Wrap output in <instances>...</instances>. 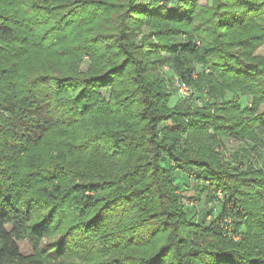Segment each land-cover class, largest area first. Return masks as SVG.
Instances as JSON below:
<instances>
[{"label":"trees","instance_id":"trees-1","mask_svg":"<svg viewBox=\"0 0 264 264\" xmlns=\"http://www.w3.org/2000/svg\"><path fill=\"white\" fill-rule=\"evenodd\" d=\"M197 1L0 0V264H264V0Z\"/></svg>","mask_w":264,"mask_h":264},{"label":"rangeland","instance_id":"rangeland-1","mask_svg":"<svg viewBox=\"0 0 264 264\" xmlns=\"http://www.w3.org/2000/svg\"><path fill=\"white\" fill-rule=\"evenodd\" d=\"M139 1H142V0H139ZM177 1L178 0H168L166 7L170 8V9L173 8L175 6V4L177 3ZM215 3H216V0H198L197 1V7L199 10V13L202 11H208V9H210L212 7L214 8ZM198 21H199V19H196V23ZM194 36H196V38H198V39H195V42H196V45L199 46V42H201V37H199L196 33ZM252 56L253 57L264 56V43L261 46H259L258 48H256V50L252 53ZM193 68H194V75H193L194 80H197L199 75H201V74L208 75L210 73L208 70L203 71L201 69V66L198 64H195V63L193 64ZM159 73L161 75V80L163 79V84L165 85L166 90L171 93V97H170L171 99L169 102L170 105L173 106L177 102L185 101V99L188 98L189 96H191L189 102L193 105V108H200L201 106H204L203 103L210 102L211 98L209 96H205V98H206L205 100L201 97V96L205 95L204 93L207 94L206 89H204V91H201V93H199L192 86H190V87L189 86L188 87L187 86L186 87L181 86L178 83V81L175 77V74L172 72L169 65L163 64L162 66H160ZM198 96H200L199 97L200 99L198 98ZM231 97H232V95L230 93H227L224 96V100H229V99H231ZM242 101H243V106L248 105L245 102V98H243ZM259 112L260 113L264 112V105H262L260 107ZM243 149H245L243 144L238 142L237 140H234V139H225V140H223L222 144L215 147V150H216V152H218L220 154L221 159H223L224 161L228 162L231 165H234L235 162H237L239 160L238 158H240V155H241V152ZM262 149L258 148L257 150L262 152ZM235 153H237V154H235ZM247 153L249 154V157L252 158L253 156H255V154H257V151L250 150V147H249V148H247ZM262 154H264V151L262 152ZM189 179H191V178L189 177ZM174 191H175V194L177 196H181L182 194H184L183 192H181L180 187H178L177 185L174 186ZM218 195H221V193H218ZM52 196H54V195H52ZM187 207H188V209H187ZM44 208H46V207H44ZM184 209L187 213H190L192 215V212L190 210L191 209L193 210L194 207L191 204H189V202H187V200H185L184 201ZM43 210H42V213L38 214L39 216L43 217L46 214V212H43ZM78 221H80V220H78ZM58 230H59V228H57V226H55L53 228V230L46 232L45 236H43L40 239V245L38 248L43 249L44 247H47L46 250L39 252L37 249L35 250L33 248V244H31L28 240L20 239L16 242L19 251L21 252V254H23L27 257H33V256L39 255L45 260L46 264H52V262L58 263V262L62 261L61 258L56 259L57 257H55V256H57V255H56V253L55 254L53 253V252H55L54 249L52 251L49 250L50 245H52L54 243V241H56L60 237L59 233L61 231L58 232ZM77 232H79V231L77 230ZM80 243L84 244V242H82V241H80ZM79 257H81V253L79 251L73 250V251L66 254V257L63 258V261L64 262H72L73 264H77V263H81V262L97 263V262H101V260L111 258L110 255L107 257H104L101 255V253H99L96 256H89L88 260H85L84 257L78 259ZM53 258H54V261L51 260Z\"/></svg>","mask_w":264,"mask_h":264}]
</instances>
